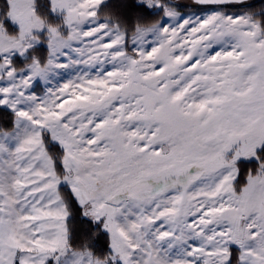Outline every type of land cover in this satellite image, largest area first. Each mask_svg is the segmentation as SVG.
I'll return each mask as SVG.
<instances>
[{"label":"snow or ice","instance_id":"1","mask_svg":"<svg viewBox=\"0 0 264 264\" xmlns=\"http://www.w3.org/2000/svg\"><path fill=\"white\" fill-rule=\"evenodd\" d=\"M0 264H264V0H0Z\"/></svg>","mask_w":264,"mask_h":264}]
</instances>
